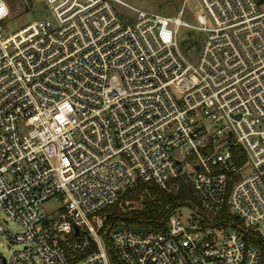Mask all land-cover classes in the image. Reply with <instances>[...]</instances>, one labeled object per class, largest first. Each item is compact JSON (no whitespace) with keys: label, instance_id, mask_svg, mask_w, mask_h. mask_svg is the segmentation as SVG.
<instances>
[{"label":"built area","instance_id":"2783aa9c","mask_svg":"<svg viewBox=\"0 0 264 264\" xmlns=\"http://www.w3.org/2000/svg\"><path fill=\"white\" fill-rule=\"evenodd\" d=\"M44 2L55 23L9 33L0 0V208L21 227L0 219L19 245L0 264H113L109 243L119 264H264L245 240L264 220L259 1L200 0L196 25L127 0ZM183 26L201 36L196 63ZM138 181L192 194L163 229L106 226Z\"/></svg>","mask_w":264,"mask_h":264},{"label":"rangeland","instance_id":"374dc122","mask_svg":"<svg viewBox=\"0 0 264 264\" xmlns=\"http://www.w3.org/2000/svg\"><path fill=\"white\" fill-rule=\"evenodd\" d=\"M130 4L144 9H152L165 16L180 17L181 20L189 24L196 25L197 15L202 11L200 0H127ZM10 9L9 18L4 22L5 31L13 33L21 29L27 23L33 20H50L55 23L54 16L44 0H7ZM184 8L182 14L180 10ZM264 10V3L262 4ZM181 50L187 55L188 59L196 63L199 59L201 36L198 32L188 27H181L179 37ZM129 202V201H128ZM62 202L49 200L41 205L44 214L50 219L56 218L60 213ZM129 209L137 208L136 204L123 203L118 213ZM177 211L183 215L190 216V208L186 205L179 206ZM0 219L5 223L8 229L14 232H20L21 227L18 223L11 220L0 208ZM117 227H128L123 221H117ZM260 234L264 238V220L258 224ZM19 249V245L10 243L8 240L0 238V251L5 256Z\"/></svg>","mask_w":264,"mask_h":264},{"label":"trees","instance_id":"16d2710c","mask_svg":"<svg viewBox=\"0 0 264 264\" xmlns=\"http://www.w3.org/2000/svg\"><path fill=\"white\" fill-rule=\"evenodd\" d=\"M262 5L264 0H258ZM191 189L186 186H182L178 194L167 193L159 188L153 182L138 181L137 185L126 191L121 202L125 203L129 201L131 204H136L137 208H133L130 211L127 207L125 211L118 213V203L109 207L106 210V226L113 224L115 227L117 221H123L128 227H151L153 230L163 229L166 226L167 218L173 209H175L182 200L191 197ZM167 206L170 209L167 210ZM248 244L255 245L262 253L264 259V238L261 234L251 233L245 237ZM109 251L111 253L113 264H119L113 249L109 243Z\"/></svg>","mask_w":264,"mask_h":264},{"label":"water","instance_id":"95a60500","mask_svg":"<svg viewBox=\"0 0 264 264\" xmlns=\"http://www.w3.org/2000/svg\"><path fill=\"white\" fill-rule=\"evenodd\" d=\"M48 221L46 220L45 223H47ZM122 227H118L117 230H121ZM130 230L134 231V232H141V233H150L153 231V228L151 227H139V226H132L130 227Z\"/></svg>","mask_w":264,"mask_h":264},{"label":"snow or ice","instance_id":"6c2138e0","mask_svg":"<svg viewBox=\"0 0 264 264\" xmlns=\"http://www.w3.org/2000/svg\"><path fill=\"white\" fill-rule=\"evenodd\" d=\"M0 11H2V9H0Z\"/></svg>","mask_w":264,"mask_h":264}]
</instances>
